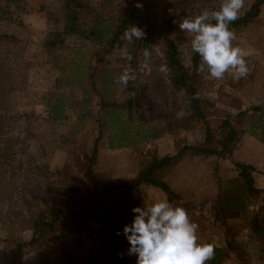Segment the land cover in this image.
Wrapping results in <instances>:
<instances>
[{"label":"rangeland","instance_id":"obj_1","mask_svg":"<svg viewBox=\"0 0 264 264\" xmlns=\"http://www.w3.org/2000/svg\"><path fill=\"white\" fill-rule=\"evenodd\" d=\"M255 1L245 0L239 16ZM220 2L145 0L134 26L146 35L131 44L125 41L98 64L94 53L100 49L99 29L111 32L125 0H0V34L8 36L0 43V252L20 258V250L29 244L19 241L20 222L34 229L37 217H51L71 197L72 214L57 222L41 248L33 247L37 264H55L62 245L76 255L73 264H117L111 259L113 249L125 264H136V256L128 254L123 228L131 224L134 207L167 194L152 185L103 197L92 191L96 182L137 177L152 157L177 155L182 148L204 141L201 123L185 126V96L174 90L159 68L165 65L167 36L179 47L184 63L192 65L193 36L182 32L179 22L184 15L218 10ZM69 3L80 9L79 35L63 32ZM234 32L233 46L246 50L249 74L236 81L228 73L221 80L207 71L199 73L201 97L213 102L208 117L214 121L264 103V5L253 23ZM145 49L150 52L147 62ZM125 50L133 56L130 71L136 77L127 86L116 82L129 66ZM94 67L100 94L88 75ZM101 96L109 102L131 99L132 107L113 110L107 124H102L106 111L100 106ZM98 135L99 155L93 176L87 177ZM238 145L232 159L188 149L159 170L156 178L178 193L170 202L187 210L199 225L201 240L217 244L235 240L246 253L243 258L264 264V245L249 227L255 214L264 217V195H243L240 199L248 208L233 210L228 204L235 188L225 183L238 178L234 161H241L257 166L255 183L264 189V144L245 134ZM220 185L228 204L217 216L214 205ZM223 264H244V260L231 251Z\"/></svg>","mask_w":264,"mask_h":264},{"label":"trees","instance_id":"obj_2","mask_svg":"<svg viewBox=\"0 0 264 264\" xmlns=\"http://www.w3.org/2000/svg\"><path fill=\"white\" fill-rule=\"evenodd\" d=\"M145 0H125V3L121 7V14L112 23L111 32L108 29H99L98 42L100 49H97L94 53L98 64L100 62H106L107 56L118 46L125 43L121 39V36L128 26H134L138 11L140 7H136L137 4L142 5ZM264 0H256L250 9L242 16L232 22L229 25L231 30H238L253 23L258 18L262 11ZM65 25L64 33L81 34L82 31L76 23L79 7L73 6L69 3L65 10ZM195 14L184 15L183 18L194 16ZM174 17L169 19L170 27H174ZM214 23V22H213ZM8 38L7 35L0 34V43ZM165 64L171 69V72L167 74L171 81V84L176 91H180L184 94L186 100V114L184 117V124L186 127H194L196 123H201L204 126L205 139L203 142L186 146L182 148L177 155H167L162 158L152 157L147 165L141 170L137 177H133L125 180H105L96 182V188L92 191L95 196H106L122 191H140L142 185H152L162 189L171 201L173 197L179 196L176 191L172 189L170 184L164 180L156 178V174L159 170L165 168L175 158L183 156L188 149H191L198 155L216 156L222 159H232L234 151L236 150L240 140L245 134H250L256 137L260 142L264 144V103L252 106L250 109L242 110L236 115L227 114L221 119L215 120L208 117L209 108L213 107V102L209 99L201 97L199 87V74L198 68L201 62L199 54H192V65L187 66L182 58L181 51L177 44L169 36L166 37L165 44ZM95 67L92 71H89V79L92 80V86L95 90H98L100 84L95 79L94 73ZM101 68L98 67V71ZM97 82V83H96ZM99 92V90H98ZM100 94V92H99ZM198 97V98H194ZM100 106L106 111V115L102 124H107L109 114L116 109H130L132 107V101L129 99L127 102H109L101 96ZM148 136V135H147ZM101 135L96 138V143L93 148L92 155L89 157V166L86 171L87 177H92L94 174L93 164L97 160L99 155V143ZM234 165L238 173V178L230 181H225L226 187L233 185L235 190L229 197V204L225 203L226 192L225 188L220 185L217 195V201L214 205L217 216H219L222 206L228 204L233 210L243 211L248 208L241 196L247 195V197H255L264 195V189L258 187L255 183L254 172L257 171V166L250 163H244L241 161H234ZM216 177L221 180L218 175ZM72 199L66 198L58 206L57 211H53L51 217L41 215L34 221V235L29 244L31 247L41 248L44 243V239L51 236L57 228V222H65V217L68 212L72 214ZM62 222V223H63ZM254 236L258 238L260 243L264 245V217H260L259 214H255L249 222ZM201 243H211L215 248L214 259L210 261V264H223L228 257V254L232 251L237 252L241 261L244 260V264H252V262L243 258L246 254L244 249L235 240H226V244H217L211 241H203L199 238ZM24 243H18V247L23 246ZM62 250L56 254L55 264H73L76 259V255L69 251L67 247L62 245ZM264 251V246L262 247ZM111 259L114 263L125 264L124 259L117 249H113L111 253Z\"/></svg>","mask_w":264,"mask_h":264},{"label":"clouds","instance_id":"obj_3","mask_svg":"<svg viewBox=\"0 0 264 264\" xmlns=\"http://www.w3.org/2000/svg\"><path fill=\"white\" fill-rule=\"evenodd\" d=\"M244 6L245 0H221L218 10L204 9L179 22L180 30L193 36L191 49L201 58L198 74L207 71L211 78L221 80L228 73L236 81L249 74L247 52L233 46L236 34L229 28ZM145 35L142 29L130 25L121 39L131 44ZM144 57L147 62L150 58L148 49L144 50ZM124 58L129 66L116 82L127 86L136 77L130 71L133 56L125 50ZM159 71L169 74L171 69L165 64ZM181 115L183 112L178 113ZM132 212L134 218L131 224L124 226L122 234L129 243L128 254L136 256V264H210L214 259V245L199 242V225L191 220L185 208L170 202L167 197L134 207Z\"/></svg>","mask_w":264,"mask_h":264},{"label":"crops","instance_id":"obj_4","mask_svg":"<svg viewBox=\"0 0 264 264\" xmlns=\"http://www.w3.org/2000/svg\"><path fill=\"white\" fill-rule=\"evenodd\" d=\"M237 149L238 148H236V150ZM250 164H252V163H250ZM21 224L22 223L20 222V225H19L20 228H19L18 234L21 237L19 238V241L20 242L21 241H25V243H26V241H28V243H29L31 241V239L33 238L34 229H33L32 226H29L28 229L24 228L25 226L23 227V225H21ZM21 228L23 230H21ZM0 249H2L1 246H0ZM20 251H22V253H20V258H18V259H16V257L14 258L12 256L6 257L5 255H8V254H5V252H0V264H12V261H14V264H37V258H38L37 257L38 256L37 255V250L35 248L31 247L30 244H26V247L24 246V248L22 250H20ZM3 255H4V257L2 258ZM5 257H6V259H5ZM16 260H18V261H16Z\"/></svg>","mask_w":264,"mask_h":264}]
</instances>
